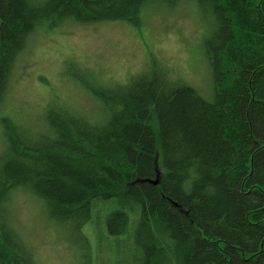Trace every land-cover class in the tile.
Listing matches in <instances>:
<instances>
[{
  "label": "trees",
  "instance_id": "trees-1",
  "mask_svg": "<svg viewBox=\"0 0 264 264\" xmlns=\"http://www.w3.org/2000/svg\"><path fill=\"white\" fill-rule=\"evenodd\" d=\"M181 10L205 22L210 89L153 55L119 83L73 62L91 110L55 96L37 127L10 106L36 36ZM0 127V264H36L21 197L100 226L115 264H264V0H0Z\"/></svg>",
  "mask_w": 264,
  "mask_h": 264
},
{
  "label": "rangeland",
  "instance_id": "rangeland-1",
  "mask_svg": "<svg viewBox=\"0 0 264 264\" xmlns=\"http://www.w3.org/2000/svg\"><path fill=\"white\" fill-rule=\"evenodd\" d=\"M181 11L149 13L139 26L122 22L65 25L52 34L36 36L14 69L10 106L17 107L26 119L40 121L37 127L45 124V113L55 96L79 110H91L90 97L76 82L74 63L101 75L105 82L119 83L142 71L153 55L175 77L208 90L209 74L197 54L205 22H196L189 11ZM2 132L0 127V136ZM3 146L0 139V151ZM25 198L30 203L22 197L15 202L16 227L33 244L36 264H115L112 253L98 257L100 226L88 223L78 230L72 221L62 224L46 208Z\"/></svg>",
  "mask_w": 264,
  "mask_h": 264
},
{
  "label": "water",
  "instance_id": "water-1",
  "mask_svg": "<svg viewBox=\"0 0 264 264\" xmlns=\"http://www.w3.org/2000/svg\"><path fill=\"white\" fill-rule=\"evenodd\" d=\"M148 182L152 183V184H156V181H151V180H147Z\"/></svg>",
  "mask_w": 264,
  "mask_h": 264
}]
</instances>
